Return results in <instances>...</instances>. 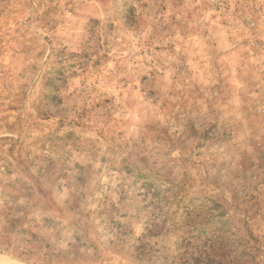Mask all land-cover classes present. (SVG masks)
I'll return each mask as SVG.
<instances>
[{
    "label": "rangeland",
    "instance_id": "obj_1",
    "mask_svg": "<svg viewBox=\"0 0 264 264\" xmlns=\"http://www.w3.org/2000/svg\"><path fill=\"white\" fill-rule=\"evenodd\" d=\"M177 189L264 264V0H0V264H205Z\"/></svg>",
    "mask_w": 264,
    "mask_h": 264
},
{
    "label": "trees",
    "instance_id": "obj_2",
    "mask_svg": "<svg viewBox=\"0 0 264 264\" xmlns=\"http://www.w3.org/2000/svg\"><path fill=\"white\" fill-rule=\"evenodd\" d=\"M147 184V181L145 182V185ZM159 195V202H164V205L166 206V211H162L160 217V220L162 221V229L166 230V233H171V230L166 229L167 224L174 223L177 225L183 223L186 226H189V228L182 229L180 234V238L184 241H192L193 238L197 237L196 232H208L209 229H200L196 231L195 228L191 227L190 224L194 222V219H204L205 221H201L202 225L207 224H220L224 225V228L228 226L230 223V227H228V231L221 232V229L210 231L211 236V243L208 245V249H206V245H201L202 249H200L201 257H204L205 264H213L212 257H220V258H227L231 254V242L232 240H237V244L235 241L234 250L239 252V264H251L256 259V256L260 253L261 250V243L262 241L260 238H256L248 229L243 226L236 223V227H232L233 221L229 220V216L227 214V211L225 210L222 203L218 200H216L214 197H207L202 199H187L182 193L180 189H177L176 192L172 191H158L157 193ZM201 201L197 208L196 206H192V202L194 201ZM227 214V215H226ZM159 215V214H158ZM157 226V233L159 235L164 230H160ZM243 231H246L247 233H250V236H243ZM252 236H254L252 238ZM234 237V238H233ZM256 240L257 245L251 246V241ZM186 247V246H185ZM188 248V247H187ZM207 250L209 251L207 253ZM183 258L188 256V250L185 249L182 253ZM204 262V261H203ZM225 264V263H223ZM231 264V263H227Z\"/></svg>",
    "mask_w": 264,
    "mask_h": 264
}]
</instances>
